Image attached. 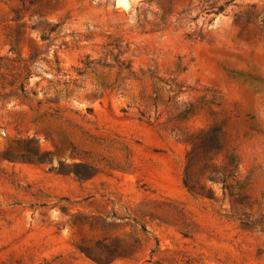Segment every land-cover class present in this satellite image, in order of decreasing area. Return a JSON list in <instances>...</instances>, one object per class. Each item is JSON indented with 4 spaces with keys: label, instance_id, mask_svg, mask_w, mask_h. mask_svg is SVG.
<instances>
[{
    "label": "rangeland",
    "instance_id": "obj_1",
    "mask_svg": "<svg viewBox=\"0 0 264 264\" xmlns=\"http://www.w3.org/2000/svg\"><path fill=\"white\" fill-rule=\"evenodd\" d=\"M0 264H264V0H0Z\"/></svg>",
    "mask_w": 264,
    "mask_h": 264
}]
</instances>
